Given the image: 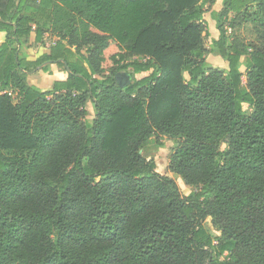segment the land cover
Returning a JSON list of instances; mask_svg holds the SVG:
<instances>
[{
    "label": "trees",
    "instance_id": "1",
    "mask_svg": "<svg viewBox=\"0 0 264 264\" xmlns=\"http://www.w3.org/2000/svg\"><path fill=\"white\" fill-rule=\"evenodd\" d=\"M56 2L0 0V264H264V0H223L227 69L205 61L214 0H76L85 34L28 61ZM230 16L261 46L228 45ZM46 62L70 73L40 91ZM160 137L186 197L144 156Z\"/></svg>",
    "mask_w": 264,
    "mask_h": 264
},
{
    "label": "rangeland",
    "instance_id": "2",
    "mask_svg": "<svg viewBox=\"0 0 264 264\" xmlns=\"http://www.w3.org/2000/svg\"><path fill=\"white\" fill-rule=\"evenodd\" d=\"M73 8H75L74 13L72 10H70L69 14H61V15L57 14V17H56L57 22L54 24V27H53L54 33L55 32L62 33L64 28L69 23L68 21L74 20V21H76L75 24L77 26V35L79 37H82L85 34L86 26H85L84 22L80 21L79 19H76V16H75V13H77L78 10L84 9L85 7L84 6L83 7H74L73 6ZM231 18H232L231 16L228 17V19L225 21L226 23H225V27H224L225 32H226V38H227V44L228 45H240V46L243 45V46H247L249 48H253L254 46H256V47L261 46L258 39L256 38V35L254 33L252 26L250 24L241 23L239 19L231 21ZM205 23H206L207 28L210 32V36L207 39H205V41H204V47L208 51V54L205 57V61H206L208 66H213L215 68L221 69V67H222L221 62L223 60L220 59L217 51L213 50L212 46H211L212 42L214 41L211 38V35L212 34L214 35V31H213L214 22H205ZM214 30H215V28H214ZM49 34L50 35L47 37V39H48L47 41H49L51 43L50 40H52L53 35H51L52 32H49ZM226 68H227V66H226ZM241 71H244V68H241ZM146 75L147 74H135V75H130L128 73L127 74H123V73L118 74L119 77L126 76V79L124 81L125 83H130L133 81V79H136V80L141 79L142 77H144ZM242 80H245V78L243 77ZM36 89H38V88H36ZM38 90H40V89H38ZM243 108L245 111L251 112L249 107H247L246 105H244ZM86 110L88 112L87 120L92 121V119L94 118V108H93L91 102L87 103ZM158 140H159L158 142H160L162 144V147H157L156 144H154V142H152L151 145H148L146 147L145 152H144V156H146L147 158H152L154 160V162L156 164V171L159 174L164 175V176H168L175 181V183L177 184V187L179 189L180 195L182 197L188 196L191 192L195 191V188L186 186L179 177L173 175L168 170L169 159L176 149L177 140L169 139L166 137H160V138H158ZM208 225H209V223L207 222L206 228L209 231V233L211 234V236L217 237L218 233L215 232L214 230L210 229Z\"/></svg>",
    "mask_w": 264,
    "mask_h": 264
},
{
    "label": "crops",
    "instance_id": "3",
    "mask_svg": "<svg viewBox=\"0 0 264 264\" xmlns=\"http://www.w3.org/2000/svg\"><path fill=\"white\" fill-rule=\"evenodd\" d=\"M16 2H17V0H16ZM222 2H223V0H214L213 4L206 5L205 6V12L203 14L204 22H214V25H213L214 35L213 34L211 35V38L213 40H217L219 37V33L216 29V16L222 9ZM73 6L74 7H80L76 4V0H57L56 9H55V13H54L55 23L57 22V20H56L57 14H60V15L61 14H69L70 10H72L74 13L75 8H73ZM30 7H31V9H34L36 7V5H31ZM77 13H75V16H76V19H79L77 17ZM70 21L76 22L74 20H69L68 22H70ZM53 27H54V25L52 26V28L47 33L44 34V36L42 37V40L38 43L34 42L35 34L32 33L28 48L26 49V56H27L28 61H36L41 56L49 54L50 48L61 40L60 37L64 33V30L62 33H60V32L54 33ZM214 28H215V30H214ZM49 32H52L51 35H53L52 40L49 39L51 41V43L49 41H47L48 40L47 37L50 35ZM4 40H5V33L0 32V45L4 42ZM66 40H67V38H66ZM63 42L66 43L65 41H63ZM71 50L75 51V47L71 48ZM221 65H222L221 69H227L226 68L227 63L222 61ZM69 73L70 72L68 70L59 69L55 63L46 62L43 65H41L40 67H38L35 72L29 73L27 75V83L30 86H33V87L40 89L41 91H47V90H50L52 88V85L54 82L65 81L67 79Z\"/></svg>",
    "mask_w": 264,
    "mask_h": 264
},
{
    "label": "water",
    "instance_id": "4",
    "mask_svg": "<svg viewBox=\"0 0 264 264\" xmlns=\"http://www.w3.org/2000/svg\"><path fill=\"white\" fill-rule=\"evenodd\" d=\"M125 79H126V76H121V77H119L118 75L116 76V80L120 86H124L125 84H127L124 82Z\"/></svg>",
    "mask_w": 264,
    "mask_h": 264
},
{
    "label": "built area",
    "instance_id": "5",
    "mask_svg": "<svg viewBox=\"0 0 264 264\" xmlns=\"http://www.w3.org/2000/svg\"><path fill=\"white\" fill-rule=\"evenodd\" d=\"M243 77H244V76H243ZM242 79H243V78H242ZM242 81H243V83H244L245 80H242Z\"/></svg>",
    "mask_w": 264,
    "mask_h": 264
}]
</instances>
